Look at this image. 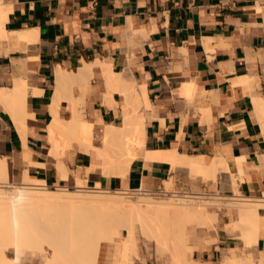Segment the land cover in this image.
I'll use <instances>...</instances> for the list:
<instances>
[{"label":"crops","instance_id":"0c3cea01","mask_svg":"<svg viewBox=\"0 0 264 264\" xmlns=\"http://www.w3.org/2000/svg\"><path fill=\"white\" fill-rule=\"evenodd\" d=\"M0 30L23 31L35 40L31 47L16 35L0 39V89L24 78L37 91L27 95L23 130L10 104L0 100V159L7 157V174L15 182L27 174L55 188H77L82 179L111 189L162 192L175 181L179 189L211 190L191 179L186 166L146 157L177 149L194 157L222 156L235 174L241 158V195H264V0H0ZM84 62L93 63L94 74L79 107L100 123L101 138L103 125L121 124L123 102L118 91L114 102L105 101V68L145 85L152 102L145 111L143 150L125 177L103 175L98 157L77 141L52 152L48 128L56 70H77ZM80 94L75 88L74 95ZM263 244L261 238L258 247ZM203 246L193 252L203 264H215L232 247L225 238ZM121 262L122 246L103 242L98 264Z\"/></svg>","mask_w":264,"mask_h":264},{"label":"bare ground","instance_id":"6f19581e","mask_svg":"<svg viewBox=\"0 0 264 264\" xmlns=\"http://www.w3.org/2000/svg\"><path fill=\"white\" fill-rule=\"evenodd\" d=\"M14 35L34 46L31 34L0 30L2 40ZM92 66L93 63L84 62L77 70L62 67L56 70L55 92L51 100L54 117L48 128L52 152L59 154L77 141L83 150L98 157L96 166L103 175L125 177L131 162L144 146L148 120L145 111L152 107V102L145 85H138L125 75L105 68V101L114 102L115 91L123 96L119 109L121 124L103 125L101 144H94L100 123L91 122L85 115V108L79 107L84 104L85 94L92 89ZM247 81L246 78L241 82ZM75 88L81 90L79 96L74 95ZM33 92L37 93L24 78L15 79L13 88L0 89V100L6 106L10 104L12 118L20 130L27 126L25 103L27 95ZM113 105L115 107L116 103ZM146 157L167 158L174 165L186 166L195 174L201 173V177L204 175L215 181L216 187L224 191L218 194L224 197L174 192L166 194L164 199H157L153 193L133 198L129 188H105L99 182L96 186H87L82 179L78 180L76 189H52L44 181L27 174L24 182L17 183L8 177L6 157L0 159V264H27L22 262L21 254L31 251L33 254L35 250L44 253L48 249L49 253L41 255L44 256L42 264H98L102 243H114L119 236L124 238L121 264H133L131 256L136 251L137 230L171 254L169 264H203L193 258L194 250L201 246L196 231L199 226L213 225L217 216L209 208L218 204L216 202L220 198L234 201L218 205L228 206L227 212L233 217L230 223L240 228L242 235V246L230 247L220 264H264V244L258 247V259L254 255H245L243 249L244 244L255 242L259 245L261 238L264 241V195H241L240 185L246 177L241 158L237 162L239 172L235 174L222 156L194 157L174 149L147 152ZM62 174L67 176L64 172ZM171 183H166L168 192L171 191L168 188ZM232 195L241 197H227ZM190 223L194 225L190 227Z\"/></svg>","mask_w":264,"mask_h":264},{"label":"rangeland","instance_id":"374dc122","mask_svg":"<svg viewBox=\"0 0 264 264\" xmlns=\"http://www.w3.org/2000/svg\"><path fill=\"white\" fill-rule=\"evenodd\" d=\"M96 138H98L97 140H95ZM96 138L94 139L95 143L97 145L101 144V136H99V132H97L96 134ZM192 172V171H191ZM190 172V177L193 180H197V179H201L204 182H206L207 184H209L211 186V190H207V191H203V190H198V191H188V190H183V189H179L176 185V182H170L171 185L168 186L169 190H171L170 192H154L153 194H155L154 196L157 199H164L165 197H167L166 194H172V193H186V194H195V195H208V194H213L215 196H219L221 195L222 197L223 194H218L220 192H224V191H220V189L218 187H216V183L214 180H209V178L205 177H201V173L198 172V174H195L194 172L191 173ZM194 173V174H193ZM193 174V175H192ZM194 176H197L194 177ZM52 189H56L55 187H50ZM70 189H76V188H70ZM238 193L235 191V194ZM133 198H137L138 195L142 196L141 194H133L129 193ZM137 195V196H136ZM219 196V197H221ZM239 197L238 195H232V196H227V197ZM131 197V198H132ZM161 197V198H160ZM223 200V201H222ZM219 199L217 200L216 203L218 204H227V203H234V201L228 199V198H220V201L222 202H218ZM230 201V202H229ZM218 204L212 205L209 209L213 212H216V216L217 218L213 220V227L215 228H211L210 226H203V227H198L196 233L197 235L200 237L204 248H208L212 243L217 242L220 238H225L228 242V245L231 246H237L240 247L242 246V235L241 234V230L240 228H236L232 226V222L233 221V217L231 215H229V213L227 211H229L228 206H220ZM234 218L236 217L235 215H233ZM220 217V218H219ZM227 222V223H226ZM231 225H228V224ZM194 223H190L189 226H193ZM199 225V224H197ZM212 229H210V228ZM215 231V233H211ZM124 240V238L122 236L117 237L116 243L120 246H122V241ZM200 242V243H201ZM45 247H49L48 243H44ZM244 253L245 255L249 256V255H254L255 259L259 258L260 255V250L258 248V244L257 243H250V244H244ZM202 249H200L201 251ZM46 251V250H45ZM32 252V251H31ZM31 252H25L23 254H21L22 256V262L23 263H30V264H42L43 260H44V255L46 252L49 253L50 249H48L46 252H41L38 250H35V252H33V254H31ZM35 253V254H34ZM42 253V254H41ZM225 250H223V254L222 256H224ZM171 256V254L168 251H163L161 250L155 241L147 238L144 234H142L139 230H137V245H136V251L134 252V254L131 256L132 257V261L133 264H169V262H171L172 258L169 257ZM221 257L216 258V262L215 264H219ZM43 257V258H42ZM171 260V261H170ZM173 263V262H172ZM171 264V263H170ZM174 264V263H173Z\"/></svg>","mask_w":264,"mask_h":264},{"label":"built area","instance_id":"2783aa9c","mask_svg":"<svg viewBox=\"0 0 264 264\" xmlns=\"http://www.w3.org/2000/svg\"><path fill=\"white\" fill-rule=\"evenodd\" d=\"M131 191H132V194L154 193V192L147 190L145 188H142V187L131 189ZM162 192H168V191L164 190Z\"/></svg>","mask_w":264,"mask_h":264}]
</instances>
